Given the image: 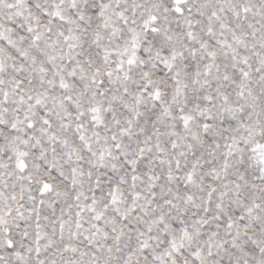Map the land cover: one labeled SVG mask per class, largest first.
Segmentation results:
<instances>
[{
    "label": "snow or ice",
    "instance_id": "1",
    "mask_svg": "<svg viewBox=\"0 0 264 264\" xmlns=\"http://www.w3.org/2000/svg\"><path fill=\"white\" fill-rule=\"evenodd\" d=\"M0 264H264V0H0Z\"/></svg>",
    "mask_w": 264,
    "mask_h": 264
}]
</instances>
